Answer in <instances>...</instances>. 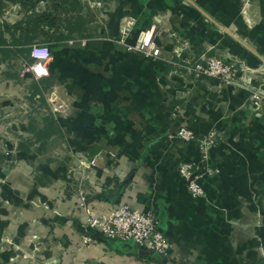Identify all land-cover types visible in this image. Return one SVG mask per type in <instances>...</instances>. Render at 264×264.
I'll return each mask as SVG.
<instances>
[{
	"label": "crops",
	"instance_id": "1",
	"mask_svg": "<svg viewBox=\"0 0 264 264\" xmlns=\"http://www.w3.org/2000/svg\"><path fill=\"white\" fill-rule=\"evenodd\" d=\"M57 2L61 7L55 6ZM244 2L241 6V0H115L107 16L105 9L91 10L84 0H0V7L61 8L63 25L58 23L57 29L84 31L78 38L67 33L68 37L58 36L61 40L43 43L50 48L49 75L34 79L21 65L29 60L31 46L15 45L13 38L18 35L0 23L6 41L5 50L0 51V141L11 136L9 146L22 157L17 161L0 154V264L162 262L159 256L144 262L134 242L112 244L98 230L81 226L86 212L97 215L121 199L140 210L157 208L158 218L173 224L161 228L181 235L187 250L205 246L201 237L208 234L209 216L195 214L177 168L181 161L197 156L196 146L168 138L167 133L182 123L197 136L216 130L219 136L231 138L239 133L232 125L246 95L239 89L231 94L225 88L217 98L213 78H172L181 66L170 49L158 59L125 50L118 26L122 16L134 17L135 28L127 37L134 42L156 9L180 10L191 43L185 55L227 52L258 61L264 56V0ZM200 13L208 14L212 23H205ZM179 24L172 18L168 26ZM251 41L259 44L253 47ZM26 90L29 99L43 100L52 110L42 118L32 115L23 132H18L16 124L7 126L10 118L5 112L10 105H18ZM64 95L77 98L72 116L53 110L59 104L57 96ZM16 117L14 112L13 120ZM220 149L214 151L222 153ZM75 152L95 160L93 174L83 182L88 191L84 206L64 175L67 162H75L71 156ZM236 153H223L220 158L225 173L215 182L219 187L233 185L236 169L244 168ZM109 154H115L112 167ZM202 185L206 191L210 188L205 179ZM82 235L90 237L91 243L82 244ZM212 248L213 263L221 243L213 241Z\"/></svg>",
	"mask_w": 264,
	"mask_h": 264
},
{
	"label": "rangeland",
	"instance_id": "2",
	"mask_svg": "<svg viewBox=\"0 0 264 264\" xmlns=\"http://www.w3.org/2000/svg\"><path fill=\"white\" fill-rule=\"evenodd\" d=\"M114 1L115 0H84L91 10H95V8L105 9L107 16L110 11V4ZM244 3V0H241V6ZM55 6L61 7V3L57 2ZM60 9L61 8L46 10L45 7L42 8L40 5L28 9H16L8 5L0 7V23L4 24V26H8L10 30L19 35L20 30L16 28L17 24H20V27H24L27 18H32L36 13H41L40 11L44 10L43 12H49L57 18V24L63 25L61 23L62 18L60 16ZM252 10L253 9H249V14H252ZM52 11L55 12L52 13ZM153 15L150 23L140 30L138 38L134 42H128L127 37L129 34H132L135 28V18L129 14L121 17L118 26V36L125 50L141 53L146 58L158 59L161 57L163 50L170 49V55L175 57L181 66V70L176 73L177 75H171L172 78H213L216 81L214 86L217 98L222 97L225 88L228 89L231 94L239 89L246 95L244 102H242L238 109H241L238 111V118L235 119L233 115L234 125L232 126H235L239 133L228 138L219 136L216 130H210L208 133L214 131L213 134L216 136L215 144L200 149L196 147L197 156L188 159L200 164L197 182L201 186L202 192L200 194H193L190 192L179 174L188 197L194 204L195 214L199 215V217L209 216L206 225L208 234L201 237L203 241H205V246H202L199 250H187L185 240L181 235L180 237L177 236L176 232L175 234L165 233L166 231L164 232L161 228V226L164 225L173 226L170 220L161 221L156 215L159 211L157 208L152 207L150 210H144L155 213L159 220L160 228L170 242V249L167 255L163 258L159 256L163 261L158 264H264V56H261L260 60L256 61L251 56L244 55L239 57L236 55L233 56L227 52H225V54L220 52L211 54L207 53V51H202L195 57L190 54L185 55L184 52H190L191 43L183 30L185 28L183 22L184 13L180 10L156 9ZM172 18H177L179 20V27L168 26ZM199 18H202L207 24L212 23L210 21V16L206 13H200ZM161 21H165L168 24L163 25ZM71 22H73L74 25L75 22ZM75 26L76 25H74V27ZM252 27L250 29H252ZM39 28L43 30V32H37L34 39L46 44L53 42L55 38L61 34H65L63 36L66 37L68 34L70 35L73 33V38H78L79 35L84 34L83 30H75L68 33L67 31H61V29L57 28L53 30V28L47 26H39ZM224 28L228 30L227 27H223V29ZM150 29L153 40H155L160 47V54L157 57L143 52L140 46V40L146 31ZM220 33L224 34L225 32L221 29ZM232 35L235 36L234 33ZM66 43H71V40ZM250 43L253 47H257V44H259L256 41H251ZM204 46L206 48L209 45ZM210 47L212 48V46L208 48ZM202 58L203 60L210 58L219 59L223 62L234 64L236 72L233 77V83L224 86L223 84H219V80L214 77L195 76L194 70H196V65L202 61ZM21 95L22 96L18 99V105H10L5 112L10 118V120L6 122L7 126L11 127L16 124V131L18 132L20 130L23 132V129L29 124L32 115H38L42 118L45 114L51 113L52 110V106L47 105V103L45 104L43 100L34 101L29 99L27 90L22 91ZM57 97L59 99V104L53 109L55 113L69 116L76 113L77 98L67 95H64L62 98L60 96ZM14 112H16L17 117L13 120ZM171 112L174 116H177L173 111ZM42 122V120L41 122L39 120V124ZM181 128L189 127L186 124L178 123L167 133V137L188 143L189 141L183 140L179 134ZM10 137L9 135L1 137L0 154L19 161L22 157H18L13 146H9ZM216 148H221L220 151L222 153H218L219 150L214 151ZM6 149L9 150L8 154H5ZM231 151L237 152L236 154L244 161L245 166L244 168L236 169L237 173L233 176V181L235 180L233 185L225 186L223 184L219 187L215 182L221 179L223 173H225L224 167L220 163V158L224 157L223 153L226 154ZM71 156L75 157V162H67L64 169L65 179L72 182L70 189L73 193L77 195L79 193L87 194V186H85L83 182L93 174L91 165L94 164V157L84 159L83 155L81 153L77 154V152L71 153ZM109 158H112L110 163V167H112V165H115V154H109ZM27 162L28 164L31 163L30 159H27ZM204 179L210 183V188H208L207 191L202 185ZM175 223L177 222L174 221V224ZM81 238L83 239V235ZM34 239L38 240V237ZM91 241L83 242L81 240L82 244H89ZM213 241L221 243V249H218L216 255H214L218 261L214 259L212 263ZM111 242H114L112 244L118 243L115 241ZM137 255L143 258V261L145 260L144 262L147 263H149L147 260L154 259V257L157 256L150 250H141L138 246ZM151 264L156 263L151 262Z\"/></svg>",
	"mask_w": 264,
	"mask_h": 264
},
{
	"label": "built area",
	"instance_id": "3",
	"mask_svg": "<svg viewBox=\"0 0 264 264\" xmlns=\"http://www.w3.org/2000/svg\"><path fill=\"white\" fill-rule=\"evenodd\" d=\"M141 41V49L147 54L157 57L160 54L159 45L153 40L151 29L146 31ZM50 56V48L38 41L31 44L29 57L27 61L21 62L24 71H28L34 79H39L49 75L46 64ZM10 63L6 61L5 64ZM236 68L234 64L223 62L219 59H206L199 62L194 70L195 76L214 77L219 80V84L227 86L233 83ZM211 133L197 136L194 131L189 128H181L180 136L183 140H188L200 148H206L215 144L216 136ZM9 150L6 149L5 154ZM179 174L185 182L188 190L193 194H200L202 188L197 182L200 164L193 160H185L180 162L178 166ZM84 206L85 193L77 195ZM86 229H96L102 236L111 241H132L141 250H150L161 258L167 255L170 249L168 237L164 234L159 226V220L154 212L140 210L131 205L126 200H118L117 204L109 207L105 212L93 215L86 212L85 221L82 225ZM83 242L91 241L87 235H83Z\"/></svg>",
	"mask_w": 264,
	"mask_h": 264
},
{
	"label": "trees",
	"instance_id": "4",
	"mask_svg": "<svg viewBox=\"0 0 264 264\" xmlns=\"http://www.w3.org/2000/svg\"><path fill=\"white\" fill-rule=\"evenodd\" d=\"M56 20L57 18L49 12L36 13L34 17L27 18L26 25L24 27H20V24H17L16 28H19L20 34L17 37L13 38V42L15 43V45H20V47L26 45L31 46V43L36 36V33L43 32V30H41L39 26H47L49 28L56 29L58 28ZM4 28L7 31L10 30L8 26H4ZM10 31L14 33V31ZM55 39L61 40V37H56ZM4 45H6V41L2 40L0 34V51L5 50L4 48L2 49Z\"/></svg>",
	"mask_w": 264,
	"mask_h": 264
},
{
	"label": "water",
	"instance_id": "5",
	"mask_svg": "<svg viewBox=\"0 0 264 264\" xmlns=\"http://www.w3.org/2000/svg\"><path fill=\"white\" fill-rule=\"evenodd\" d=\"M225 29V28H224ZM226 30V29H225ZM226 31H228V30H226Z\"/></svg>",
	"mask_w": 264,
	"mask_h": 264
}]
</instances>
